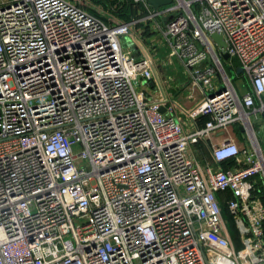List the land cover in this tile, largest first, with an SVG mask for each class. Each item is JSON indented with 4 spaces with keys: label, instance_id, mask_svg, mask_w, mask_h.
Here are the masks:
<instances>
[{
    "label": "built area",
    "instance_id": "1",
    "mask_svg": "<svg viewBox=\"0 0 264 264\" xmlns=\"http://www.w3.org/2000/svg\"><path fill=\"white\" fill-rule=\"evenodd\" d=\"M122 1L0 0V264H264V0Z\"/></svg>",
    "mask_w": 264,
    "mask_h": 264
},
{
    "label": "rangeland",
    "instance_id": "2",
    "mask_svg": "<svg viewBox=\"0 0 264 264\" xmlns=\"http://www.w3.org/2000/svg\"><path fill=\"white\" fill-rule=\"evenodd\" d=\"M129 42H130V39L126 38L127 45ZM161 44H162V39L159 36L158 45L160 46V48L157 52V56L159 57L161 61L160 63L162 64L159 65L158 74L162 79H164L168 83L167 84L169 85L168 91L172 93L171 99H177L179 101H182L185 104V106L189 108L192 105V103L187 100L186 95L189 92L188 88L190 86L189 85L190 77L185 72V68L183 64L177 58H173L169 62L167 49L165 46H161ZM223 61L225 62V66L227 67L228 71L230 72V76L232 78L234 85L238 88L240 94H243L249 88L246 78L244 77L243 74L237 73V70L234 67H232L233 70L231 71L230 65L227 64L224 59ZM139 88L141 89L142 87L140 86ZM261 119L262 120H256L253 118V123H254L255 131L257 133V137L261 145L264 147V118L261 117ZM235 130H236V127H235ZM194 150L199 155V158L201 159L208 158L207 149L204 148L205 150L204 152L200 144H197ZM260 180L263 185V180L262 179Z\"/></svg>",
    "mask_w": 264,
    "mask_h": 264
},
{
    "label": "trees",
    "instance_id": "3",
    "mask_svg": "<svg viewBox=\"0 0 264 264\" xmlns=\"http://www.w3.org/2000/svg\"><path fill=\"white\" fill-rule=\"evenodd\" d=\"M96 4H100L103 7L109 8L110 6L112 7L113 4L117 3V0H93ZM122 5V6H120ZM140 7L139 4L135 3L133 0H124L122 1L120 4L117 5L115 12L119 15H117L119 18H121L122 20H130L132 18L133 15H130L131 13H134L135 11H137V9ZM94 12V11H93ZM234 64H237V62L233 61ZM207 117L206 116H202L201 118V124H203L206 121ZM240 136H243V132L241 131V129L239 127H237V131H236ZM201 145V144H200ZM201 148L204 150L203 145L201 146ZM223 213L224 216L226 218V220H228V226L232 232L233 238L235 240V244L237 245V247L241 246L240 243V239H239V235H238V230L236 229V227L234 226V224L232 223V220L230 218L229 212H228V208L226 206L225 203H223Z\"/></svg>",
    "mask_w": 264,
    "mask_h": 264
},
{
    "label": "water",
    "instance_id": "4",
    "mask_svg": "<svg viewBox=\"0 0 264 264\" xmlns=\"http://www.w3.org/2000/svg\"><path fill=\"white\" fill-rule=\"evenodd\" d=\"M148 1H149L150 5L152 7H154L155 9H157L160 6H163V5H166V4L171 3L173 0H148ZM172 18H173L172 15L171 16H168V17H163L162 18V21L165 23V22H167L168 20H170ZM212 36H213L214 40L216 41V43L218 44V47L220 49H223V48H225L227 46V42L225 41L224 36H223V34L221 32H215V33L212 34ZM223 58H224L225 61H228L230 59L229 53H223ZM232 67H234V66L230 65V70L231 71L233 70ZM236 70H237V73L243 74V69L241 67L236 68ZM231 80H232V78H231ZM224 88H225V84H221L220 85V88L218 90V93H220ZM214 94L215 93H209V96L210 97H213ZM241 129L244 130L243 127H241Z\"/></svg>",
    "mask_w": 264,
    "mask_h": 264
},
{
    "label": "crops",
    "instance_id": "5",
    "mask_svg": "<svg viewBox=\"0 0 264 264\" xmlns=\"http://www.w3.org/2000/svg\"><path fill=\"white\" fill-rule=\"evenodd\" d=\"M244 75V74H243ZM244 77L246 78V76L244 75ZM247 80V79H246ZM236 127V130H237V127H239V126H237V125H232V126H230L227 130H219L218 132H217V134L216 135H220L221 137L222 136H227V135H231V136H233L235 139H237L238 141H240V142H242L243 140V136H240L237 132H236V130H235V127ZM241 131H242V129H241Z\"/></svg>",
    "mask_w": 264,
    "mask_h": 264
}]
</instances>
